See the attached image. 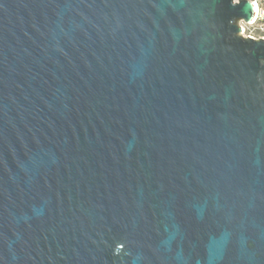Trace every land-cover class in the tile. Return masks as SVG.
Masks as SVG:
<instances>
[{
  "label": "water",
  "instance_id": "water-1",
  "mask_svg": "<svg viewBox=\"0 0 264 264\" xmlns=\"http://www.w3.org/2000/svg\"><path fill=\"white\" fill-rule=\"evenodd\" d=\"M252 0H0V264H264Z\"/></svg>",
  "mask_w": 264,
  "mask_h": 264
},
{
  "label": "built area",
  "instance_id": "built-area-1",
  "mask_svg": "<svg viewBox=\"0 0 264 264\" xmlns=\"http://www.w3.org/2000/svg\"><path fill=\"white\" fill-rule=\"evenodd\" d=\"M255 4V13L251 22L242 21L243 33L255 38H264V0H252Z\"/></svg>",
  "mask_w": 264,
  "mask_h": 264
}]
</instances>
